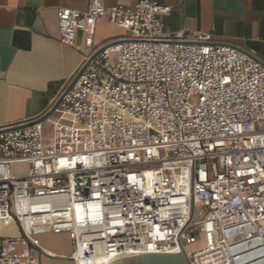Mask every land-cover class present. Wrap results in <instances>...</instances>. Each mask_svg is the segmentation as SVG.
I'll return each instance as SVG.
<instances>
[{"label":"built area","instance_id":"built-area-1","mask_svg":"<svg viewBox=\"0 0 264 264\" xmlns=\"http://www.w3.org/2000/svg\"><path fill=\"white\" fill-rule=\"evenodd\" d=\"M169 12L57 8L61 41L91 50L48 112L0 127V220L22 232L0 236V264H41L47 232L69 234L75 264H264V64L212 32H166ZM100 20L124 34L95 48Z\"/></svg>","mask_w":264,"mask_h":264},{"label":"crops","instance_id":"crops-1","mask_svg":"<svg viewBox=\"0 0 264 264\" xmlns=\"http://www.w3.org/2000/svg\"><path fill=\"white\" fill-rule=\"evenodd\" d=\"M139 0H102L110 7H134ZM170 6L163 16L168 33L212 32L217 42L232 44L264 64V0H156ZM90 0H0V127L43 116L82 66L90 48L79 33L73 45L61 41L57 8L88 7ZM124 31L107 20L97 23L95 48ZM14 165L25 168L27 163ZM13 165V166H14ZM22 234L13 218L0 220V236ZM41 264H75L68 233L40 235ZM191 246L190 248H192ZM111 264H190L185 253H145L124 256Z\"/></svg>","mask_w":264,"mask_h":264},{"label":"rangeland","instance_id":"rangeland-1","mask_svg":"<svg viewBox=\"0 0 264 264\" xmlns=\"http://www.w3.org/2000/svg\"><path fill=\"white\" fill-rule=\"evenodd\" d=\"M45 134H46L47 140L49 141L51 139V134H52V126L49 123L45 124ZM13 171L15 174H20L25 171V168L18 166V165H14Z\"/></svg>","mask_w":264,"mask_h":264},{"label":"water","instance_id":"water-1","mask_svg":"<svg viewBox=\"0 0 264 264\" xmlns=\"http://www.w3.org/2000/svg\"><path fill=\"white\" fill-rule=\"evenodd\" d=\"M51 112V111H50Z\"/></svg>","mask_w":264,"mask_h":264}]
</instances>
